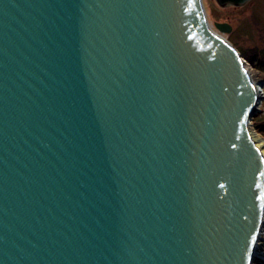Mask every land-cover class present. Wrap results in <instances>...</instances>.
Masks as SVG:
<instances>
[{"label":"water","instance_id":"obj_1","mask_svg":"<svg viewBox=\"0 0 264 264\" xmlns=\"http://www.w3.org/2000/svg\"><path fill=\"white\" fill-rule=\"evenodd\" d=\"M244 61L203 0H0V264H253Z\"/></svg>","mask_w":264,"mask_h":264},{"label":"rangeland","instance_id":"obj_2","mask_svg":"<svg viewBox=\"0 0 264 264\" xmlns=\"http://www.w3.org/2000/svg\"><path fill=\"white\" fill-rule=\"evenodd\" d=\"M210 25L215 31L227 37L236 49L242 54V58L249 65L250 72L256 81H264V0H252L243 6L227 5L221 6L217 0H203ZM229 24L230 30L221 31L217 24ZM258 84V83H257ZM261 88V85L258 84ZM264 104L263 99L258 106L259 112L251 121V128L264 138L253 122L261 119ZM263 238L259 241V247L264 252V230ZM253 264H264V254L257 257Z\"/></svg>","mask_w":264,"mask_h":264},{"label":"bare ground","instance_id":"obj_3","mask_svg":"<svg viewBox=\"0 0 264 264\" xmlns=\"http://www.w3.org/2000/svg\"><path fill=\"white\" fill-rule=\"evenodd\" d=\"M204 2V1H203ZM212 27V26H211ZM213 29H214V27H212ZM214 31H215V29H214ZM215 32H217V31H215ZM218 33V32H217ZM219 34V33H218ZM221 35L223 36V34L221 33ZM244 63H245V65H246V68L249 70V72H250V69H249V65L247 64V62L246 61H244ZM250 74H251V76H252V73L250 72ZM252 78H253V76H252ZM254 79V81L256 82V84L258 83L259 85H260V82L259 81H256V79L255 78H253ZM257 84V85H258ZM258 87V86H257ZM249 131H250V135H251V137H252V139L254 140V142L256 143V146L261 150V153H262V155H263V157H264V138L262 137V136H260L259 134H257L251 127H250V129H249ZM263 230H264V222H263V224H262V226H261V228H260V232H259V234H260V237H259V239L258 240H260V239H262L263 238ZM261 254H264V252H262V250H260V247H259V242H257V245H256V247H255V255L256 256H259V255H261Z\"/></svg>","mask_w":264,"mask_h":264},{"label":"trees","instance_id":"obj_4","mask_svg":"<svg viewBox=\"0 0 264 264\" xmlns=\"http://www.w3.org/2000/svg\"><path fill=\"white\" fill-rule=\"evenodd\" d=\"M263 115H262V117H261V119H259V120H256L255 119V122H253L254 123V125L256 126V128L260 131V132H262V133H264V104H263ZM259 112V111H258ZM257 112V113H258Z\"/></svg>","mask_w":264,"mask_h":264},{"label":"snow or ice","instance_id":"obj_5","mask_svg":"<svg viewBox=\"0 0 264 264\" xmlns=\"http://www.w3.org/2000/svg\"><path fill=\"white\" fill-rule=\"evenodd\" d=\"M253 87H255V86H253ZM253 239H255V237H253Z\"/></svg>","mask_w":264,"mask_h":264}]
</instances>
